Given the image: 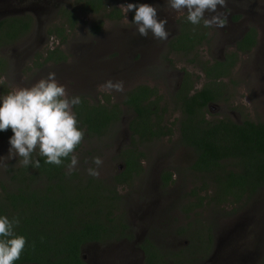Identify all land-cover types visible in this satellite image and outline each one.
Listing matches in <instances>:
<instances>
[{
    "label": "rangeland",
    "instance_id": "1",
    "mask_svg": "<svg viewBox=\"0 0 264 264\" xmlns=\"http://www.w3.org/2000/svg\"><path fill=\"white\" fill-rule=\"evenodd\" d=\"M113 1L119 8L123 0ZM59 7L37 12L31 29L22 37L0 46V98L16 88H30L54 72L69 96L84 94L95 101L108 96L121 103L125 93L139 84L155 88L160 106L167 109L164 123L172 133L137 145L143 153L140 171L128 183L116 184V218L124 219L127 231L119 238L91 242L81 248L88 264H145L141 246L151 242L156 249L153 264H264V187L239 203L215 204L213 185L205 173L191 169L195 158L192 148L179 139L177 120L180 111L174 93L181 77H192L193 90L205 85L202 65L221 58L234 47L247 26L257 31V44L239 53L230 75L215 85L220 97L207 107L206 117L249 119L264 122V0H227L225 28L210 27L206 41L190 53L170 51L168 42L140 36L128 15L120 20H104L96 30L99 15L77 4L76 25L59 42L49 34L60 23L58 9L75 5L74 0H59ZM158 9V17L167 18V30L173 31L182 15L167 6L166 0H142ZM60 10V9H59ZM207 15V13H206ZM174 32V31H173ZM58 46L67 55L64 62H48L37 67L36 53ZM122 81V92L101 88L107 81ZM123 114L104 135L85 133L76 154L79 157L75 177H91L112 187L113 176L123 169L121 151L130 144L128 121L132 112L122 105ZM0 135V157L7 158L10 137ZM100 157L99 176L88 174L92 161ZM18 156L0 161V181L9 182L21 166ZM6 165V167L4 166ZM68 171V170H67ZM162 172L171 174L163 185ZM9 185V184H8ZM193 191L195 194H192ZM203 197L201 205L200 199Z\"/></svg>",
    "mask_w": 264,
    "mask_h": 264
},
{
    "label": "trees",
    "instance_id": "2",
    "mask_svg": "<svg viewBox=\"0 0 264 264\" xmlns=\"http://www.w3.org/2000/svg\"><path fill=\"white\" fill-rule=\"evenodd\" d=\"M74 2L75 5L69 8H60V23L48 30L49 34L58 37L60 43L66 41L68 31L76 25L77 4L87 12L100 16L96 30L104 20H120L124 16L113 1ZM123 2L138 5L142 0ZM127 15L133 21L135 12H128ZM178 24L179 33L168 42L170 51L190 53L206 41L209 28L204 27L203 21L193 25L185 13ZM30 27L29 18L6 17L0 20V46L17 40ZM256 43V30L249 27L236 42V50L226 51L222 60L203 65L202 71L208 82L202 88L191 93L193 83L188 80V74H184L174 93V101L180 111L177 120L180 142L195 153L191 169L210 178L214 191L209 201L215 204L239 203L264 187V122L249 119L235 122L227 117H206L208 105L220 97V89L215 85L230 75L238 52H249ZM35 56L36 60H41L37 61V67L67 60V55L58 46L48 47L43 54L36 53ZM75 96L80 97L81 103L74 106L73 111L80 128L90 136L99 137L108 132L120 120L122 105L132 112L127 125L130 144L120 154L123 169L113 176L111 187L91 177L67 174L66 165L70 163V158L61 166L47 164L37 150L32 158L40 161L39 168L31 164L27 167L21 165L14 170L11 181H0V216H7L10 220L18 218L20 223L15 232L27 240L25 250L15 264H88L81 253L85 244L123 236L127 223L113 216L118 199L115 185L128 183L140 171L139 162L143 153L138 151V144L172 133V128L164 123L167 109L164 105L160 106L161 96L155 88L146 84L129 89L121 103L112 102L108 96L95 101L84 94ZM11 133L10 128L0 131V135ZM160 177L163 185L171 181L169 172H162ZM197 199L200 200L196 205H201L204 198L198 196ZM146 242L147 245H142L145 264H153L157 253L153 244Z\"/></svg>",
    "mask_w": 264,
    "mask_h": 264
},
{
    "label": "clouds",
    "instance_id": "3",
    "mask_svg": "<svg viewBox=\"0 0 264 264\" xmlns=\"http://www.w3.org/2000/svg\"><path fill=\"white\" fill-rule=\"evenodd\" d=\"M168 8L184 15L193 25L203 21L206 28H225L227 15L221 9L227 8V0H166ZM126 14L134 11L133 23L137 26L140 36L165 41L169 37L166 28L167 18L158 17L156 6L147 3H128L121 5ZM207 13V15H206ZM127 19V18H126ZM5 82L0 78V84ZM108 91L122 92L123 82L111 80L101 85ZM81 103L79 96H69L65 86L58 83L54 72L46 78L40 79L30 88H16L6 96L0 98V131L11 129L8 157H0V161L18 156L22 166L40 167L38 159L33 160L34 152L45 158V163L56 166L66 165L67 174L77 169L79 157L76 149L85 140V130L79 126L74 106ZM92 163L96 167H89L88 174L99 176L98 169L103 165L100 157H94ZM6 167V165H4ZM18 218L11 220L7 216H0V264H15L21 258L27 244L23 235H17Z\"/></svg>",
    "mask_w": 264,
    "mask_h": 264
},
{
    "label": "flooded vegetation",
    "instance_id": "4",
    "mask_svg": "<svg viewBox=\"0 0 264 264\" xmlns=\"http://www.w3.org/2000/svg\"><path fill=\"white\" fill-rule=\"evenodd\" d=\"M60 5H61V2H59V0H0V20L4 19L6 17L7 18L21 17L23 20H27L29 18V19H31V27H32V23L34 21V18H36L35 16L37 15L36 14L37 12L34 11V7H35L36 11L38 9V11L45 13V12H48V10H50L51 7H59ZM60 8H62V7H60ZM59 9H58V11H59ZM31 27H30V29H31ZM249 27H252V26H247L245 28L242 35L235 41L234 47L231 50H236V42L243 37V35L245 34V32L248 30ZM173 31L169 33V37L171 36V38L177 36V34L179 33V24H177V28H176V26L173 27ZM25 34L21 35L20 37L24 36ZM256 39L258 40L257 31H256ZM238 53H242V52H238ZM222 59H224V55L221 58L215 59V60H222ZM215 60H213L211 62H206V63L211 64ZM202 67H203V65H202ZM188 77H189L188 80L191 83H194L192 77H190L189 75H188ZM203 77L205 78V83H207L208 80L205 77L204 73H203ZM181 80H182V77L180 79V82H181ZM178 86H179V84H178ZM193 91L194 90L192 89L191 93H193ZM141 248H142V246H141ZM151 249H153V247H151ZM155 250L156 249H154V252H155ZM142 253H143V256H145L143 249H142Z\"/></svg>",
    "mask_w": 264,
    "mask_h": 264
}]
</instances>
